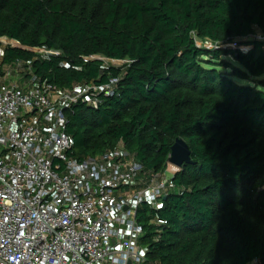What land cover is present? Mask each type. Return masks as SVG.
I'll return each instance as SVG.
<instances>
[{"label":"trees","instance_id":"1","mask_svg":"<svg viewBox=\"0 0 264 264\" xmlns=\"http://www.w3.org/2000/svg\"><path fill=\"white\" fill-rule=\"evenodd\" d=\"M256 28L264 0H0V37L19 43H0L2 63L31 61L61 89L119 77L98 108L66 109L71 157L123 141L158 174L176 138L189 145L193 163L174 175L177 192L138 211L150 264H264V43L248 39ZM197 38L227 45L201 48ZM96 55L127 62L107 67Z\"/></svg>","mask_w":264,"mask_h":264},{"label":"built area","instance_id":"2","mask_svg":"<svg viewBox=\"0 0 264 264\" xmlns=\"http://www.w3.org/2000/svg\"><path fill=\"white\" fill-rule=\"evenodd\" d=\"M248 39L264 43V30ZM0 43L19 45L8 37ZM196 43L227 45L209 38ZM118 83L110 75L61 89L42 81L31 61L2 63L0 55V264H150L138 211L159 209L177 192L173 177L180 168L167 162L168 171L151 174L123 141L81 160L68 154L66 109L78 102L98 108Z\"/></svg>","mask_w":264,"mask_h":264},{"label":"water","instance_id":"3","mask_svg":"<svg viewBox=\"0 0 264 264\" xmlns=\"http://www.w3.org/2000/svg\"><path fill=\"white\" fill-rule=\"evenodd\" d=\"M169 164L181 168L186 164L193 163L191 150L189 145L183 138H176L175 143L171 148L170 156L168 157ZM166 199V198H165Z\"/></svg>","mask_w":264,"mask_h":264},{"label":"rangeland","instance_id":"4","mask_svg":"<svg viewBox=\"0 0 264 264\" xmlns=\"http://www.w3.org/2000/svg\"><path fill=\"white\" fill-rule=\"evenodd\" d=\"M203 43V42H202ZM218 48V47H217ZM95 58L101 59L105 66L107 67H121L123 66L127 61L126 60H116L107 58L104 56L96 55ZM207 60H211V58H206ZM224 60L231 61L233 64H237L234 58L230 55L224 56ZM222 70L226 71V68H221ZM228 71V70H227ZM241 84H248L249 82L247 80H237ZM168 171V166H166L162 171L159 172V174H164V171Z\"/></svg>","mask_w":264,"mask_h":264}]
</instances>
